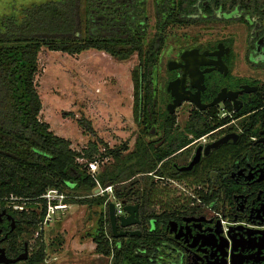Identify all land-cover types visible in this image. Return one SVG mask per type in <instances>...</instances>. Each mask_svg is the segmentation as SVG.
<instances>
[{
	"label": "flooded vegetation",
	"instance_id": "obj_1",
	"mask_svg": "<svg viewBox=\"0 0 264 264\" xmlns=\"http://www.w3.org/2000/svg\"><path fill=\"white\" fill-rule=\"evenodd\" d=\"M181 10L188 19L181 27L193 30L184 31V43L166 49L170 53L162 87L158 66L167 45L153 71V87L162 91L157 111L174 123L145 126L137 120L134 151L140 140L147 143L150 160L164 167L162 176H149L171 183L195 181V195L184 200L165 195L166 203L157 210L153 187L147 192L151 218L142 217L141 203L136 202L140 222L120 230H139L137 236L146 230L160 238L162 247L151 255L160 264H264V0H183ZM176 79L190 94L199 91L202 104L220 92L226 97L204 110L184 100L171 113L168 84ZM193 83L203 87L198 90ZM184 105H189L188 120L180 126L175 114ZM196 118L225 122L196 137L189 124ZM181 140L187 143L168 154L167 148ZM222 221L237 223L225 231ZM16 230V218L6 210L0 215V247L6 249L4 241ZM26 243L29 246L24 241L18 255Z\"/></svg>",
	"mask_w": 264,
	"mask_h": 264
},
{
	"label": "trees",
	"instance_id": "obj_2",
	"mask_svg": "<svg viewBox=\"0 0 264 264\" xmlns=\"http://www.w3.org/2000/svg\"><path fill=\"white\" fill-rule=\"evenodd\" d=\"M153 1L156 20L150 39L147 0L47 1L24 7L21 17L11 14L1 18L0 198L13 194L30 207L38 202L41 204L40 211L9 210L17 223V230L10 232L4 241L9 257H16L20 253L17 234L28 235L43 222L47 205L40 196L48 189L65 191V188H70L94 193L98 186L86 166V161L97 159L95 153L98 152V144L89 142L80 152L74 150L68 139L54 134L49 124L39 118L42 101L35 76L43 48L69 55L96 49L119 60H126L137 53L140 60L133 74L138 123L145 126L174 123L172 118L167 119L157 111L158 85L153 87V71L166 44V29L171 25L182 26L188 19L183 17L185 12L181 10L183 0ZM80 122L84 127H90L86 121ZM224 122L222 119L196 118L189 124L199 137ZM179 142L174 148L168 147L167 153L187 143L186 140ZM109 155L115 158V162L97 174L99 183L103 188L113 186L112 196L116 201L123 204L140 202L141 215L149 220V190L144 188L140 192L134 188H119L118 184L135 174L149 176L154 172L162 176L164 167L159 168L158 162L150 160L151 147L142 140L138 142V150L126 157L113 149L101 156ZM109 196V193L93 194L92 197L66 200L68 203L95 204L101 208L97 227L92 234L96 252L111 257V264H160L151 258L152 253L162 247L161 239L155 235L143 230L141 236H113L108 208L104 210ZM45 256L44 244H39V248L25 261L15 264H41Z\"/></svg>",
	"mask_w": 264,
	"mask_h": 264
},
{
	"label": "rangeland",
	"instance_id": "obj_3",
	"mask_svg": "<svg viewBox=\"0 0 264 264\" xmlns=\"http://www.w3.org/2000/svg\"><path fill=\"white\" fill-rule=\"evenodd\" d=\"M47 1L56 0H0V22L5 15L15 14L21 17L24 7ZM153 2L147 0V12L151 21L148 28L149 39L154 32L156 20ZM186 30L193 29L169 26L165 32L167 46L162 53L167 52L166 49L171 46L184 43L181 39ZM209 33L207 34L210 35ZM168 53L170 52L161 56L158 66L159 87L164 82V66ZM139 60L137 53L126 60H119L96 49L69 55L43 48L39 54V70L35 83L42 101L40 120L48 123L54 134L68 139L71 142L70 147L79 152L89 142H96L98 152L95 157L98 159L100 171L115 162L112 155L101 156L106 151L113 149L126 157L135 149L138 121L133 72ZM158 91L162 92L159 88ZM188 113L189 105L179 107L175 114L176 123L184 125L188 120ZM81 120L86 121L90 127H84ZM195 186V181L191 180L180 179L171 183L167 178L162 180L142 174H135L118 184L119 188H134L140 192L144 188L152 190L154 187L157 210H160L159 204L166 203L165 195L169 194V198L176 196L181 200L188 199L195 195ZM62 192L68 199H82L96 194L95 191H73L70 188H65ZM111 198L115 202L116 199L113 196ZM26 207L27 212L40 211L41 204L35 203L33 207ZM100 213L101 208L95 204L72 202L66 210L56 211L46 223H40L32 233L17 234L18 243L21 246L24 241L28 242L29 255L39 248V244H44L46 256L41 264H111V257L96 252L93 241L92 234L97 227ZM174 264H181V261H174Z\"/></svg>",
	"mask_w": 264,
	"mask_h": 264
},
{
	"label": "water",
	"instance_id": "obj_4",
	"mask_svg": "<svg viewBox=\"0 0 264 264\" xmlns=\"http://www.w3.org/2000/svg\"><path fill=\"white\" fill-rule=\"evenodd\" d=\"M187 54L188 53L185 52L183 54V57H186ZM169 67L170 69H172L174 67V62L171 61ZM201 79L203 78L201 77L200 80ZM193 85L198 87V90L201 87H203L195 83H193ZM168 91H170L173 96V101L168 105V109L171 113L174 112L175 108L180 106L184 100H191L200 109L204 110L207 107L216 105L226 97V95L223 92H220L212 102H210L209 104H202L198 97L199 91H197V93L195 94H190V91L185 90L184 83L181 82L180 79L170 81L168 84ZM195 162L196 160H194L187 168H190ZM95 191L99 192V189L97 188ZM138 208H139V204L125 203L123 205V210L125 213L117 214V208L115 203L112 201L108 203L110 226H111L112 234L115 238L124 237L128 233L131 236L140 235L139 230H132L129 232L125 230H120V227L128 228L140 222ZM3 214H5V211H2L0 215ZM9 218L12 219V229H14L15 221L11 216H9ZM25 245H26L25 250L17 257H9L6 253V249L4 247H0V264H15L17 262L26 260L29 257V252H28L27 243Z\"/></svg>",
	"mask_w": 264,
	"mask_h": 264
},
{
	"label": "built area",
	"instance_id": "obj_5",
	"mask_svg": "<svg viewBox=\"0 0 264 264\" xmlns=\"http://www.w3.org/2000/svg\"><path fill=\"white\" fill-rule=\"evenodd\" d=\"M79 161L85 162L83 159H79ZM86 166H87L88 172L93 176V178L96 180L97 185H98L97 188L99 189V192L97 193L95 191L96 194L94 195H99V194H104V193H109L110 195L106 203L104 204V210H106L108 208V202L112 199L111 196L113 194V186L109 185L103 188L101 184L99 183V180L97 179V174L100 172V170H98L99 165H98L97 159L86 161ZM40 199L45 201L47 205V212H46L45 218L42 223H46L49 217L52 214H55L56 211L66 210L70 204L66 201L68 199V196L65 195L60 189H57V188L48 189L42 196H40ZM114 203L117 208V214H124L125 213L123 210L124 204L116 200ZM26 205H27L26 201H23L21 198H18L14 196L13 194L0 198V212L6 211V210H13L16 212L28 211V208L26 207ZM222 223H223L224 230L226 231L229 224H236L237 222L222 221Z\"/></svg>",
	"mask_w": 264,
	"mask_h": 264
}]
</instances>
